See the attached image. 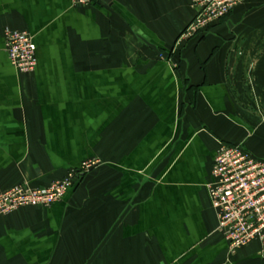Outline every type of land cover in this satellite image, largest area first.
Returning a JSON list of instances; mask_svg holds the SVG:
<instances>
[{
	"label": "crops",
	"instance_id": "0c3cea01",
	"mask_svg": "<svg viewBox=\"0 0 264 264\" xmlns=\"http://www.w3.org/2000/svg\"><path fill=\"white\" fill-rule=\"evenodd\" d=\"M112 2L0 0V188L101 161L0 217V264H264L258 242L228 251L208 190L222 145L264 162V0L188 39L191 0ZM7 29L32 35L33 73Z\"/></svg>",
	"mask_w": 264,
	"mask_h": 264
},
{
	"label": "built area",
	"instance_id": "2783aa9c",
	"mask_svg": "<svg viewBox=\"0 0 264 264\" xmlns=\"http://www.w3.org/2000/svg\"><path fill=\"white\" fill-rule=\"evenodd\" d=\"M248 0H191L196 12L182 38H191L227 18L238 6ZM92 0H73L79 7ZM6 53L12 65L21 74L33 73L37 67V47L27 31H5ZM101 164L99 159L82 163L62 180L50 186L34 189L18 185L0 188V217L11 215L23 208H50L61 202L75 187L78 178ZM213 182L208 185L209 197L218 214V232L228 242L229 252L252 243L261 245L264 255V162L256 159L243 147L222 145L214 162Z\"/></svg>",
	"mask_w": 264,
	"mask_h": 264
},
{
	"label": "water",
	"instance_id": "95a60500",
	"mask_svg": "<svg viewBox=\"0 0 264 264\" xmlns=\"http://www.w3.org/2000/svg\"><path fill=\"white\" fill-rule=\"evenodd\" d=\"M94 1H102V2L106 3L109 6H113L112 0H94Z\"/></svg>",
	"mask_w": 264,
	"mask_h": 264
},
{
	"label": "trees",
	"instance_id": "16d2710c",
	"mask_svg": "<svg viewBox=\"0 0 264 264\" xmlns=\"http://www.w3.org/2000/svg\"><path fill=\"white\" fill-rule=\"evenodd\" d=\"M94 1V0H93Z\"/></svg>",
	"mask_w": 264,
	"mask_h": 264
}]
</instances>
